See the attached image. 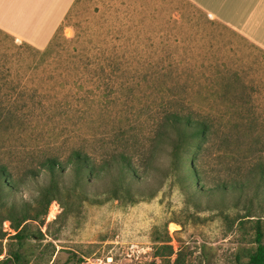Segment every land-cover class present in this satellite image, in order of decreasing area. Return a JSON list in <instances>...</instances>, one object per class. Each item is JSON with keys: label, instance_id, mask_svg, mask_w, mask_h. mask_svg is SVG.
I'll list each match as a JSON object with an SVG mask.
<instances>
[{"label": "rangeland", "instance_id": "374dc122", "mask_svg": "<svg viewBox=\"0 0 264 264\" xmlns=\"http://www.w3.org/2000/svg\"><path fill=\"white\" fill-rule=\"evenodd\" d=\"M229 2L77 0L57 32L54 54L72 55L85 46L98 54L102 52L92 50L93 45L103 46L108 58L104 78L98 82L113 90L121 85L134 87L137 96L130 103V96L119 95L118 104L112 102L110 109L115 105L124 109L128 104L131 109L123 114L133 118L139 133L150 129L147 119L154 109L138 114L137 107L154 106L155 101V93L146 90L149 82L142 75L160 69L176 68L182 73L180 80L188 84L220 81L211 75V70L218 65L221 69L236 70L252 82L256 112L264 116V16L243 22L239 19V9L253 1L241 0L240 7H229ZM233 24L245 25L246 32ZM104 38L108 42L103 45L100 42ZM0 52L15 55H9L4 63L3 68H9L11 75L0 79L2 82L40 83L55 66L36 65L42 59L40 54L2 30ZM126 90L123 92L128 93ZM134 152L138 154L137 150ZM142 164L138 162L137 181L126 180V187L131 186L132 193L136 194L135 202L123 190L118 198L113 197L111 190L119 179L118 171L101 169L84 182L88 199L81 204L77 202L73 214L61 217L48 227L63 211L57 201L53 202V212L57 213L50 218L47 215L42 226L45 239L41 242L31 239L26 244L29 255L23 264H78L81 260L79 264H158L165 258L157 257V250L167 243L174 248L172 260L181 254L185 264L248 261L256 244L252 242L253 233L240 224V217L244 215L237 205L243 202L238 203L241 195L235 191H210L219 174L215 155L199 164L206 178L202 183L205 187H201L204 190L201 194L192 197L185 194L174 176L168 175L166 152L158 154L151 171ZM69 168L63 177L65 186L76 182L75 168ZM39 186L38 181L20 183L19 197H33ZM257 209L263 214L260 206ZM6 252L7 249L0 260L7 258Z\"/></svg>", "mask_w": 264, "mask_h": 264}, {"label": "trees", "instance_id": "16d2710c", "mask_svg": "<svg viewBox=\"0 0 264 264\" xmlns=\"http://www.w3.org/2000/svg\"><path fill=\"white\" fill-rule=\"evenodd\" d=\"M57 32L43 48L23 42L40 54L36 65H55L49 76L33 85L0 81V256L6 249L8 255L0 264H23L29 255L26 244L45 239L42 226L51 204L57 201L63 211L48 227L88 199L83 185L97 169L117 170L119 179L111 195L118 198L123 190L135 202L126 180L137 181L140 161L151 171L162 152L169 157L168 175L188 197L204 191L206 178L199 164L215 155L219 174L210 191L241 195L240 224L253 233L256 244L248 261L238 262L264 264V116L256 112L252 82L219 65L211 75L221 80L209 84L183 82L176 68L147 71L142 77L149 82L146 90L155 93L154 106L143 104L137 111L154 112L147 119L150 129L141 134L133 118L123 114L131 109L128 104L110 109L112 102L118 104L119 95L130 96V103L137 96L134 87L113 90L98 82L104 78L108 58L103 46L93 45L92 50L102 52L98 54L86 46L72 55L54 54ZM107 42L104 38L100 43ZM7 54L0 52V79L11 75L3 66L9 55H15ZM68 167L75 168L72 186L63 184ZM26 181L40 183L31 198L19 197V185ZM6 221L10 229H5ZM174 253L171 244H163L156 256L165 260L158 264H185L181 254L172 260Z\"/></svg>", "mask_w": 264, "mask_h": 264}, {"label": "crops", "instance_id": "0c3cea01", "mask_svg": "<svg viewBox=\"0 0 264 264\" xmlns=\"http://www.w3.org/2000/svg\"><path fill=\"white\" fill-rule=\"evenodd\" d=\"M252 1L250 5H242L241 0H230L228 6L242 5L239 19L243 22L258 15L264 16V0ZM75 2L76 0H0V29L21 42L43 48L61 28ZM210 14L214 16L213 13ZM225 21L232 23L231 20ZM234 26L246 32L245 25Z\"/></svg>", "mask_w": 264, "mask_h": 264}, {"label": "built area", "instance_id": "2783aa9c", "mask_svg": "<svg viewBox=\"0 0 264 264\" xmlns=\"http://www.w3.org/2000/svg\"><path fill=\"white\" fill-rule=\"evenodd\" d=\"M55 213H57V211L53 212V207L51 206V210L49 212V218L52 216V214L55 216ZM5 229H10V222L9 221L5 222Z\"/></svg>", "mask_w": 264, "mask_h": 264}, {"label": "bare ground", "instance_id": "6f19581e", "mask_svg": "<svg viewBox=\"0 0 264 264\" xmlns=\"http://www.w3.org/2000/svg\"><path fill=\"white\" fill-rule=\"evenodd\" d=\"M57 206V205H56ZM55 209V208H54ZM55 212V211H54ZM52 216L54 217V215L52 214Z\"/></svg>", "mask_w": 264, "mask_h": 264}]
</instances>
